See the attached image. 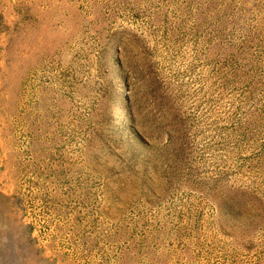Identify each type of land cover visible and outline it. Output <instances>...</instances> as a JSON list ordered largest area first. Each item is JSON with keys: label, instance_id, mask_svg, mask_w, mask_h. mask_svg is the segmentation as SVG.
<instances>
[{"label": "rangeland", "instance_id": "374dc122", "mask_svg": "<svg viewBox=\"0 0 264 264\" xmlns=\"http://www.w3.org/2000/svg\"><path fill=\"white\" fill-rule=\"evenodd\" d=\"M0 264H264V0H0Z\"/></svg>", "mask_w": 264, "mask_h": 264}]
</instances>
